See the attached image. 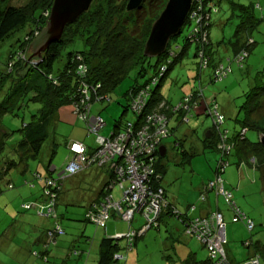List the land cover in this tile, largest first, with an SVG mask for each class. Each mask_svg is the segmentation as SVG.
Here are the masks:
<instances>
[{"label": "trees", "instance_id": "16d2710c", "mask_svg": "<svg viewBox=\"0 0 264 264\" xmlns=\"http://www.w3.org/2000/svg\"><path fill=\"white\" fill-rule=\"evenodd\" d=\"M10 1L0 0V43L16 35V33L26 27H28V30L22 39H18L15 42L16 44L14 43L15 46L13 45V48L15 50L11 52L5 70L0 72V196L5 190H13L15 188L14 183L7 179L9 173L20 165L26 171L28 165L25 163L40 156L44 143L50 136L51 125L56 121L57 113L63 106L71 104L73 113L85 123L87 135H94L97 138V135L92 134L89 130V120L94 117H99L102 120L103 118L99 114H93L94 105L105 101L111 102V94L119 88L125 79L133 75L134 83L124 95L128 99V105L124 109L123 114L130 110L134 115V119L123 124L120 121L116 122L115 129L109 137L123 133L136 134V132L147 126L146 123L149 125V128L147 127L148 132L154 135L156 133L154 131L160 127L161 123L152 121L151 117L163 115L165 118L161 122H165L167 135L164 137L159 136V140L161 141L160 146L165 147L163 141L174 134V128L170 127L172 120L175 119L178 126H180L190 123L195 116L205 115L211 117L213 128L210 129V136H206L205 141L216 148L222 156L218 161L215 177L204 184L198 201L205 204L210 199L214 200L213 202L215 203L220 199L223 200L232 213V223H243L250 233L253 232L255 228L254 222L236 203L233 190L227 188L223 174L231 166L230 156L236 150V156L239 159L238 170L246 164L252 170L259 171L264 190V148L259 140L256 143H252L246 138V134L250 129L257 131L259 135L264 133V129L259 128L252 120V116L262 106L264 84L255 86L246 94V100L243 105L245 118L242 121V130L230 136L227 129H221L226 120L224 113L219 111V105L215 100L210 101L205 98L204 86L201 80L202 74L209 69L212 71L210 75L211 81L221 82L233 72V64L240 69L244 68L245 61L250 55V50L255 44L251 33L259 27L262 21L256 17L253 6L236 5L239 11V23L230 40L233 56L227 59V63H223L222 61L216 62L214 60V47L210 38L212 14L214 11L218 12L213 0H200L201 4L196 5V9L192 7L191 13L180 33L169 41L165 53L155 58L145 56V44L153 23L164 10L168 0H145L141 7L133 11L127 10L128 0H94L92 8L81 16L78 21L68 25L59 42L52 43L39 57L33 51L32 44L46 27L54 0H31L25 6L20 7L11 5ZM199 7L203 11V20L200 23L197 22L196 17H192L193 11H197ZM185 29L187 34L183 39L184 45L180 46L178 40ZM76 44V48L67 50V48L74 47ZM191 45H195L194 56L198 58V74L196 76L198 87L194 89L192 94L184 95L180 102L174 105L161 95V86L170 71L178 63L182 62L188 54ZM80 46L82 48H78ZM152 59H154V63ZM21 69L26 71L25 74L19 75ZM150 69H153L152 75L146 81H142ZM30 103L40 105L37 113L31 115L30 122L23 124L22 128L17 131H10L2 127L1 120L5 116H18L20 112H25ZM138 105L141 106L138 109L135 108ZM201 106H203L204 112L202 111L203 113L198 114L197 110ZM218 115L222 117L220 122L218 121ZM148 119H150L149 122H147ZM103 122L105 123L104 128L107 124L104 120ZM225 135L226 140H223ZM96 138V146L94 147L87 146L80 141L68 142V161L72 157L70 151L72 143L83 144L87 154L93 155L99 148ZM219 141L220 143L218 144ZM224 141L229 142L228 144L232 146L228 153L225 152V146L223 150L219 148ZM179 145L181 146L182 143H179ZM165 149L167 154V148L165 147ZM182 153L183 155L186 154V152ZM156 156L157 160L155 161L154 169L159 179L155 181V185L163 190V197L167 202V207L157 218L156 224L151 225L147 229H145L147 221L140 214L144 220V225L138 231L130 230L135 216L132 221L127 222L121 216L113 213L110 218L117 216L128 224L129 232L127 234H129V237H126L125 249L131 251L139 238H142L143 235L152 229H159L162 217L170 215L181 221L184 225V234L187 237L197 240L202 248L207 251L205 259L200 260L197 258L196 253H190L182 264H231L226 249L227 260L223 263L211 257L207 244L202 242L198 235L187 234L186 232L189 222H194L196 219L209 218L213 213L222 212L216 210L206 216H194L197 204H190L187 213L172 205L165 188L162 186L165 170L162 161L166 155L161 157L158 149ZM92 167L104 168L93 164L73 176H77ZM64 169L59 172L57 178L52 177L50 161L47 166L48 175L46 177H43L38 172L33 174L35 180L44 184L42 196L45 200L41 203L46 201L45 192L47 190L57 194L55 212H57V201L62 191L64 180L68 177H73L61 175ZM110 173L112 178L111 170ZM60 175L65 177L61 179ZM218 178L222 181L225 191L231 193L232 199L230 202L222 195H217L215 189L209 188L210 183ZM51 180H58V186L54 188L47 186V181ZM110 180L103 188V199L99 202L104 201L105 197L109 195L110 190L107 187L111 185L109 183ZM25 185L29 186V182L25 181ZM58 187H60L59 190ZM113 190L111 191L112 194ZM231 203H234L240 214H242L237 221H234L235 211ZM27 204L29 203L22 205V210L26 212L35 210L38 216L46 217L41 215L37 208L27 209L25 207ZM88 210L89 208L86 215ZM53 217L57 218L58 216H48L47 218ZM248 220L253 223L251 231L248 229ZM85 221L92 223L86 217ZM225 225L226 244L224 247L228 244L226 222ZM57 227L62 229L57 223L45 231L43 248L41 251H33V257H37L44 262L48 260V253L57 244L58 237L65 234L62 229L63 232L55 236L54 242L48 243L46 240L47 232L53 231ZM133 233H135L134 236H132ZM120 239L113 237L102 239L98 264H123L124 256L120 254ZM252 244V240L251 242H245L247 247L252 246ZM255 246V254L243 264L251 259H258L259 264H261V258H264V245L258 242ZM73 250L76 255H80V251L77 249Z\"/></svg>", "mask_w": 264, "mask_h": 264}, {"label": "rangeland", "instance_id": "374dc122", "mask_svg": "<svg viewBox=\"0 0 264 264\" xmlns=\"http://www.w3.org/2000/svg\"><path fill=\"white\" fill-rule=\"evenodd\" d=\"M30 1L11 0L10 4L20 7L25 6ZM213 4L218 12L214 11L212 14L210 38L214 47V60L216 62L227 63V59L233 56L230 40L239 23V11L236 5L253 6L256 17L262 20L259 27L251 33L255 44L250 50V55L246 59L243 69L233 64V72L221 82L211 81V69L202 74L201 80L204 86L205 98L210 101L215 100L219 105V111L224 113L226 117L221 129H227L229 135L233 136L242 130V121L245 118L243 105L246 94L255 86L264 84V0H213ZM27 30L28 27L0 43V72L5 70L10 54L15 50L13 48L14 43L18 39H22ZM186 34L187 30L185 29L178 40L180 46L184 45L183 39ZM76 47L77 44L74 47L67 48V50H73ZM195 50V45H191L188 54L182 62L170 71L161 86V95L174 105L178 104L184 95L192 94L194 89L198 87L196 78L198 58L194 56ZM152 60L154 63V59ZM25 72L21 69L19 75H23ZM152 73L153 69H150L142 81H146ZM133 83L134 79L131 75L111 94V102L105 101L94 105L93 114L101 115L107 124L100 131L101 136L108 138L115 129L116 122L120 121L123 124L134 119V115L130 110L123 114L128 105V99L124 95ZM261 105L257 113L252 116V120L259 128L264 129V98ZM39 108V104L30 103L25 112H20L18 116H5L1 120V125L4 129L17 131L22 128L23 124L30 122L31 115L36 114ZM202 111L203 106L197 110V113H203L204 111ZM170 127L174 128V134L163 141V145L167 148V154L162 161L165 169L162 186L165 188L167 196L171 197V200L173 198L177 199V207L184 210L191 203L200 204L198 201L200 189L204 183L215 177L218 161L222 154L205 141L207 133L213 128L211 117L205 115L195 116L190 123L180 126L174 119L171 121ZM16 135L19 136L17 133ZM95 138L94 135H87L85 123L73 113V106L66 104L58 111L56 121L51 125L50 136L44 143L40 156L25 163L28 165L29 171L27 177L36 172L46 177L48 175L47 166L51 161V167H56V172L51 173L52 177L57 178L59 172L64 169L68 162L67 143L81 141L87 146L94 147L96 146ZM246 138L249 142L256 143L259 140V133L250 129L246 134ZM179 143H182V145L180 146ZM182 152H186V154L183 155ZM230 162L231 166L223 174V179L228 186L234 188L233 191H236L235 194L240 196L241 199L247 196L244 206L240 203L239 206L243 208L242 210L255 224L253 232L250 233L243 223H232L231 214L227 219L228 221L226 220L229 242L225 249L229 260L231 264H243L248 259L251 249L256 247L255 245L258 242L264 245V190L259 171H252V168L246 164L238 170L239 159L236 156V150L230 156ZM22 169L24 167L20 165L12 170L7 177L8 180L15 182L17 187H19V184L16 181L22 178L19 173ZM91 174V171L86 170L75 177L64 180L62 187L64 193L56 210L57 212L61 211L66 219L59 217V220H55V223L57 221L65 231L63 236L69 235L72 239L71 244H74L78 251H88L91 248V258L88 264H97L99 242L103 238L102 236L110 235H113L114 238H122L121 236H123L119 240L120 254L124 256L123 264H182L190 253H196L197 258L200 260L206 258L207 251L202 248L197 240L191 239L176 230L173 233L165 224H162L159 229L150 230L142 238H139L134 248L128 251L125 249V235L129 232L128 224L120 220L119 217L115 216L118 220L110 218L107 223V233L96 224L85 221L88 208L86 191L90 192V187L93 186V176ZM35 181L37 184L40 183L37 180ZM242 181H245V186L250 192L242 193L241 191V193H238ZM239 183H241L240 186ZM37 186L39 198L42 197V190L39 185ZM113 197L115 200L121 197L119 186L114 188ZM19 200H21V197L13 201L15 206H18ZM18 207H21V205ZM32 211L35 213V210ZM18 216L21 215L11 217L4 212V209H0V240L3 239L4 246L7 245L6 247L10 249L16 245L12 242L13 240L17 242L22 239L21 233V239L16 238L19 231L18 224L14 219ZM142 225H144L142 216L136 214L130 230L138 231ZM69 226L68 231L67 227ZM172 233L175 235L173 239L171 238ZM8 240H10V243ZM251 240L253 242L252 246L247 247L245 242H251ZM6 247H0V264H16L17 261L7 255ZM33 261L30 264H33ZM261 264H264V258Z\"/></svg>", "mask_w": 264, "mask_h": 264}, {"label": "built area", "instance_id": "2783aa9c", "mask_svg": "<svg viewBox=\"0 0 264 264\" xmlns=\"http://www.w3.org/2000/svg\"><path fill=\"white\" fill-rule=\"evenodd\" d=\"M198 4H201L200 0H194L193 8L196 9ZM200 8L193 11L192 15L193 18H197L198 23L203 20V11ZM140 106L138 105L135 108L138 109ZM164 118L163 115L151 117L152 121L161 123L160 127L154 131L156 132L154 135L148 132L149 125L146 123L147 126L136 132V134L123 133L109 138L99 134V131L105 125L101 118L94 117L89 120V130L92 134L97 135L96 140L99 148L93 155H89L83 144L72 143L70 146L72 157L61 174L73 176L93 164L99 167H108L112 171L113 177L109 182L111 185L107 187L110 190L109 195L102 202L92 203L86 215L87 220L101 228H106L107 222L113 213L121 216L127 222L132 221L134 216L139 213L147 221L145 229L156 224L157 218L167 207L163 190L155 185V181L159 179V176L154 169L157 160L156 152L161 148L159 136L164 137L167 135L165 122H161ZM218 119L220 122L222 117L218 115ZM149 121L150 119L147 122ZM224 139L226 140V135L223 136ZM224 146L226 147L225 152L228 153L232 146L224 141L223 145L219 146L220 150H223ZM64 177L61 176V179ZM58 183V180H51L47 181L46 185L54 188L58 186ZM114 186L120 188L121 197L118 200H115L111 193ZM209 188L215 189L217 195H222L228 202L231 201V193L225 191L219 178L210 183ZM59 189L60 187H58ZM45 195V202L29 203L25 207L27 209L37 208L40 214L46 217L55 216L57 194L47 190ZM231 206L235 211L234 221H237L242 214H240L234 203H231ZM248 223V229L251 231L253 223L250 220H248ZM62 232V229L57 227L55 230L47 232L46 240L48 243L54 242L55 236ZM186 232L187 234L198 235L202 242L207 244L212 258L223 263L227 260L224 247L226 244V225L222 213L216 212L209 218L189 222ZM134 235L135 233L132 234V236ZM121 237L123 238V236ZM125 237L128 238L129 234ZM245 264H259V261L258 259H251Z\"/></svg>", "mask_w": 264, "mask_h": 264}, {"label": "crops", "instance_id": "0c3cea01", "mask_svg": "<svg viewBox=\"0 0 264 264\" xmlns=\"http://www.w3.org/2000/svg\"><path fill=\"white\" fill-rule=\"evenodd\" d=\"M22 170L23 171L19 172L22 178H19L16 181L17 184H19V187L16 186L15 182L10 180L11 182L14 183L15 188L13 190H10L9 192L5 190L4 193L1 194L0 196V209L1 208L4 209V212L11 217H15V215L16 216L21 215V216L16 217V219L14 220L18 224V231H19L16 238L18 240L19 238L21 239V236H20V233H21L22 239L17 242L13 240L12 242L15 243L16 245L15 247L14 246L11 247V249L9 247H6L7 245L4 246L3 239H1L0 247L2 248L6 247L5 249H6L7 255H9L10 258L13 257V259L17 261L16 264H30V262L33 261L34 259L32 252L36 250L41 251L43 248V242L45 240V231L52 228L55 224H57L58 222L56 221L55 223V220H59V217L60 218L62 217L64 219L66 218L63 216L61 211L56 212L57 213L56 216H58L57 218L53 217L50 219L44 216L43 217L38 216L33 211L26 212L22 210V205L25 203L42 202L45 200L43 196L42 197L40 196L38 198L39 189L37 186L39 185V188H41L42 195H43L44 184L41 182L37 184L35 181V178L33 177V174L27 177L29 175L28 169L26 171H25V168ZM88 170L92 172L91 176H93L92 177L93 186L90 187L91 188L90 192L86 191L88 195L87 207L89 208L92 203H97L103 199L102 191L105 185L111 179V173H110V169L109 168L105 169V167L104 168L92 167L91 169H88ZM54 172H56L55 166L51 167V173H54ZM25 181L29 182V186L25 185ZM241 183H239V186L241 184V187L238 188V193H241V191L242 193L250 192V190H248V188L245 186V181H242ZM203 186L201 187V189L203 188ZM226 186L228 189H231V190L234 189L231 186H228V184H226ZM201 189L200 191H202ZM235 192L236 191H233L236 203L238 204V206H239V203L244 206V201H247V196L241 199V197L236 195ZM63 193H64V188L59 194L57 206H58L59 200L61 199V196L63 195ZM18 197H21V200H19V203H18V206L21 205V207L15 206L13 202ZM168 199L172 203V205L177 207V199L173 198L171 200V197H168ZM213 201L210 199L208 203L197 204L198 206L196 208V211L194 212V216H206L210 212L220 210L224 215V219L228 227L227 219H229L230 214L232 216L230 209L224 204L223 200L221 199L216 203ZM189 205H187V207L181 211L187 213ZM19 208L21 211L19 210ZM113 219H117V218L114 217ZM162 224H165L167 227H169V229H171L173 233L176 230L177 232L179 231L182 234H184V225L181 223V221H179L175 217H172L170 215H164L160 221V227ZM69 229H70V226L67 227L68 231ZM103 230L105 231V233L108 232V224L106 225V228ZM173 233L171 234L172 239L175 236ZM102 237H103L102 239H104L106 237H113V235L102 236ZM88 239L90 238L88 237ZM102 239L100 240L99 245H98V258H99L100 243ZM227 239H228V233H227ZM8 241L10 243V240ZM71 243H72V239L70 238L69 235L58 237L57 244L54 247H52L50 252L48 253V260L44 262L38 259L37 257H35L36 259H34L33 264H88L91 258V248L88 251L79 252L80 255H76L75 252H73L74 251L73 249H76V246H74V244H71ZM70 244H71V247H70ZM254 252H255V249L254 248L251 249V252L248 254V258L252 257L255 254ZM262 260L263 258H261V262ZM97 264H98V260H97Z\"/></svg>", "mask_w": 264, "mask_h": 264}, {"label": "water", "instance_id": "95a60500", "mask_svg": "<svg viewBox=\"0 0 264 264\" xmlns=\"http://www.w3.org/2000/svg\"><path fill=\"white\" fill-rule=\"evenodd\" d=\"M145 0H128L127 10L133 11L142 6ZM94 0H54L46 27L32 44V49L39 57L52 43L59 42L65 29L87 13ZM194 0H168L164 10L153 23L145 44L146 57L155 58L165 53L169 41L177 36L191 13ZM209 137V132L206 135ZM259 142L264 148V133L259 135ZM161 157L166 155L161 147Z\"/></svg>", "mask_w": 264, "mask_h": 264}]
</instances>
